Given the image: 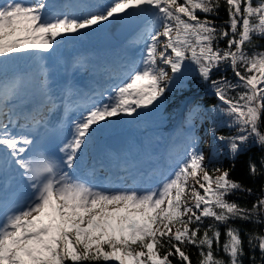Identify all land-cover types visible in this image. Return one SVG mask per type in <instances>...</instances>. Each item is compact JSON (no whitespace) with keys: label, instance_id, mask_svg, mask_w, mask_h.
Here are the masks:
<instances>
[{"label":"snow or ice","instance_id":"6c2138e0","mask_svg":"<svg viewBox=\"0 0 264 264\" xmlns=\"http://www.w3.org/2000/svg\"><path fill=\"white\" fill-rule=\"evenodd\" d=\"M222 3L227 19L218 24ZM113 24L132 33L139 56L98 98L76 105L55 156L37 138L54 111L46 74L45 101L26 111L9 103L20 81L6 73L18 58L44 60ZM255 38L264 39V0H0V264H193L190 246L197 264H245V256L264 264V227L256 228L264 225V182L251 207L242 205L229 197L253 189L213 164L224 153L220 145L231 160L249 141L264 150V48ZM190 79L218 101L209 110L194 103L186 117L190 127L212 120L209 157L192 134L166 174L137 173L143 185L128 167L119 184L95 177V168L94 180L83 178L84 157L103 133L158 109ZM222 127L233 134H220ZM247 167L252 179L264 176V151ZM236 221L254 227L242 230Z\"/></svg>","mask_w":264,"mask_h":264},{"label":"rangeland","instance_id":"374dc122","mask_svg":"<svg viewBox=\"0 0 264 264\" xmlns=\"http://www.w3.org/2000/svg\"><path fill=\"white\" fill-rule=\"evenodd\" d=\"M73 1L74 0H65L64 3L72 4ZM58 2L62 4L61 1ZM72 42L73 46L68 49L61 47L51 56L45 54L46 58L44 60L37 61L28 58H18L10 65L6 73L7 78H17L20 81L18 95L22 97V100L18 102H24L35 95H42L41 88H39L37 82L45 80V74L46 79H50L51 85L62 83L67 80L70 81V86L76 87V84H79L76 88V92L72 94L77 99L81 97L84 92L92 93L97 87L99 80L104 81L105 87L108 86L111 81L113 82L116 80L105 79L103 75L104 71L101 75L95 73V71H97L95 69L96 60L100 61V59H102L106 62L110 61V66H117L120 65V63H129L131 59L135 61L139 56V45L127 46L128 44L125 43L118 47L113 41L106 39L105 30L92 34L84 39L72 40ZM69 62H71V64ZM68 63L70 64V69L66 70ZM42 69L44 74H42ZM73 77H75V79H73ZM3 78L4 76H0V79ZM30 86H36L39 91H34L35 93L31 94L24 93L26 90L25 88ZM33 88L35 87H32L29 91L33 90ZM56 89L57 86H54L53 89L47 91L48 97L54 99L52 94ZM78 94L81 95L78 96ZM22 105L23 103L17 106ZM161 117L162 116L156 109L150 112L143 111L135 118H123L119 120L113 129L107 131L111 132L115 129L129 128L143 144V149L141 151L137 150L128 160L123 159L125 163H138L146 156L150 158V160L156 164V168H158L159 161L157 157L159 158L161 154L160 151L163 149L166 142L169 141V136L165 134L166 130H163L164 121H162ZM195 126H198L196 128L198 129L197 137H199V143L203 145L200 148L203 150L205 156L209 157V155H211L210 144L213 139L204 134L200 123H195ZM193 128L194 127L189 126L187 128V133L189 134ZM102 135L97 142L88 149L86 157H92L91 148L96 150L99 147ZM220 147L222 146L220 145ZM225 154L228 155V152L224 149L223 155ZM150 170L151 166L148 165L145 176L150 173ZM142 181L147 183L144 179Z\"/></svg>","mask_w":264,"mask_h":264},{"label":"trees","instance_id":"16d2710c","mask_svg":"<svg viewBox=\"0 0 264 264\" xmlns=\"http://www.w3.org/2000/svg\"><path fill=\"white\" fill-rule=\"evenodd\" d=\"M86 1L87 0H78L77 4H83V3H86ZM218 11H219V15L215 17V19L217 20V23L219 24L223 20L227 19V13L225 11V6L223 5V3L221 4V7L219 8ZM221 43L223 44V42ZM255 47L264 48V39L255 38ZM253 50H254L253 48H249V52ZM220 74L221 73L216 72L213 75L215 77ZM225 74L229 78H231L233 81L235 80V77L232 75V72L230 69L226 70ZM194 103H199L203 107V109L209 110L213 108L218 103V101L209 91H207L205 85L199 84L198 80L196 79H190L188 81L187 87L184 88L182 91L175 90V91L167 93L166 101L162 104V106L159 107L163 113L165 125L171 124L177 110L181 108V104H183V108H184L183 121L180 123L178 132L174 136V138L176 137L178 138V141L172 145L173 157L172 159H170L171 164L176 160L175 154L181 153L185 150V147L188 143L189 135L197 134L196 127L189 135L186 132V127H187L186 117H187L188 109ZM208 116L211 117V112L208 113ZM196 123H201V122L198 119ZM211 124H212V120L210 118L204 119L203 122L201 123L204 134L207 135L209 138H212V137L208 135L207 129L211 126ZM217 131L223 135L233 134V130H230L226 127L218 128ZM261 131H264V120H262L261 122ZM199 146H201V144H199ZM262 151L264 150L258 147L253 141H249V146L247 147V149L241 152L235 158V160L229 159L227 155H222L218 160H213V164H218L222 168H231V178L232 179L238 180L242 182L245 186L253 189V195L251 196H248L246 194L237 193V194H234L233 196H230L229 199L236 200L238 203L242 205H247L251 207L253 200H255L257 196L260 194V186L262 182H264V176H259L256 179H252L248 175L247 162L249 158L253 160H257L258 157L261 155ZM233 164L235 165V167H231ZM208 222L209 221L207 220L205 221L206 224ZM235 223H236V226L240 227L242 230L244 229L252 230L254 227L252 224L244 223L240 221H236ZM261 227H264V225L256 226L257 230H259ZM223 229H224V226H221V232H222L221 242H223L224 240ZM242 235H243V231H242ZM244 239L245 241L247 240L246 237ZM188 251L193 261V264H197L198 253L196 249L190 246ZM245 252L246 253L248 252L247 243H245ZM219 255L222 256L223 253L221 252L219 253ZM256 255H257V259H259L258 252L256 253ZM225 259H227V257H225ZM244 260H245V264H248L247 256L244 257ZM174 264H176L175 261H174Z\"/></svg>","mask_w":264,"mask_h":264},{"label":"water","instance_id":"95a60500","mask_svg":"<svg viewBox=\"0 0 264 264\" xmlns=\"http://www.w3.org/2000/svg\"><path fill=\"white\" fill-rule=\"evenodd\" d=\"M107 32L117 43H123L132 35L130 31L122 28L118 24H113L107 28Z\"/></svg>","mask_w":264,"mask_h":264},{"label":"bare ground","instance_id":"6f19581e","mask_svg":"<svg viewBox=\"0 0 264 264\" xmlns=\"http://www.w3.org/2000/svg\"><path fill=\"white\" fill-rule=\"evenodd\" d=\"M37 82V81H36ZM37 84L39 85V87H40V85H41V81L40 82H37ZM46 87H47V91H49L50 89H52L54 86H52L51 84H50V79H46ZM32 92H34V88H33V90H31V93Z\"/></svg>","mask_w":264,"mask_h":264}]
</instances>
